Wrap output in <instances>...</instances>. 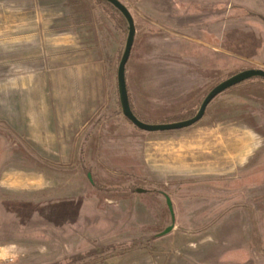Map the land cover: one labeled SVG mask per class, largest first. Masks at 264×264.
Wrapping results in <instances>:
<instances>
[{"label":"rangeland","instance_id":"obj_1","mask_svg":"<svg viewBox=\"0 0 264 264\" xmlns=\"http://www.w3.org/2000/svg\"><path fill=\"white\" fill-rule=\"evenodd\" d=\"M120 1L136 25L127 85L150 123L190 119L222 81L264 70V0ZM127 35L95 0H0V96L37 83L56 134L33 141L0 113V264H264V81L188 128L140 130L117 86ZM67 74L82 103L64 123Z\"/></svg>","mask_w":264,"mask_h":264},{"label":"water","instance_id":"obj_2","mask_svg":"<svg viewBox=\"0 0 264 264\" xmlns=\"http://www.w3.org/2000/svg\"><path fill=\"white\" fill-rule=\"evenodd\" d=\"M107 3L111 4L115 9H117L127 22L128 35L125 43V48L119 63L117 72V86L119 93V100L122 108L123 115L138 129L147 132H158V131H171L180 130L188 128L197 122H199L205 115L208 105L215 99L218 95L225 92L226 90L248 81L253 78H261L264 80V70L263 69H248L241 71L215 86L204 98L201 106L197 113L190 119L172 122V123H147L136 116L133 112L127 88V78H126V64L130 58L131 51L135 42L136 36V25L132 13L129 8L123 4L120 0H105ZM145 190L138 189V193H143ZM167 204L169 210L174 218V210L171 199L166 196ZM174 221V219H173ZM175 228V223L173 222L171 226L167 227L163 232L159 233V237L166 236L170 234Z\"/></svg>","mask_w":264,"mask_h":264},{"label":"crops","instance_id":"obj_3","mask_svg":"<svg viewBox=\"0 0 264 264\" xmlns=\"http://www.w3.org/2000/svg\"><path fill=\"white\" fill-rule=\"evenodd\" d=\"M148 1L150 2L152 0ZM64 78L65 80L62 84L64 87L62 85L61 87L64 89L65 95L56 108V114L58 116L56 121H65L64 123H66L69 120L67 118L79 113L82 101L78 98L72 99L67 93V89L68 87L70 88L73 80L68 74ZM17 86L18 89L16 92L10 93L9 96H0V113L5 119L3 121H9L15 131L19 133L25 132L28 136L26 138H32L33 141H35L34 138L43 136L44 133L52 139L56 134L49 131L50 126L48 117L44 113L45 109H40L38 106L39 104L45 103L43 101V93L41 94L42 96L38 95L37 83L28 80H19L17 81ZM39 89H43L42 86Z\"/></svg>","mask_w":264,"mask_h":264},{"label":"trees","instance_id":"obj_4","mask_svg":"<svg viewBox=\"0 0 264 264\" xmlns=\"http://www.w3.org/2000/svg\"><path fill=\"white\" fill-rule=\"evenodd\" d=\"M95 1H97L99 4H101L102 6H104L105 7V11L106 12H108L110 15H116V16H118V18L119 19H121L122 21H123V24H126V21H125V19H124V17L121 15V13L117 10V9H115L111 4H109V3H107L105 0H95ZM134 46V45H133ZM133 49V48H132ZM132 53V52H131ZM130 59V58H129ZM128 62H129V60H128ZM128 62H127V64H128ZM127 64H126V68H127ZM126 73H127V71H126ZM233 76V75H232ZM252 80H261V81H264L263 79H261V78H253V79H250V80H248V81H252ZM246 82V81H245ZM244 83V82H243ZM242 84V83H241ZM238 85H240V84H238ZM238 85H236V86H238ZM236 86H234V87H236ZM127 88H128V85H127ZM233 88V87H232ZM213 89V88H212ZM211 89V90H212ZM231 89V88H230ZM210 90V91H211ZM229 90V89H228ZM209 91V92H210ZM208 92V93H209ZM207 93V94H208ZM207 94H206V96H207ZM128 95H129V99H130V103H131V107H132V110H133V112L136 114V116L138 117V118H140L141 120H143V121H145V122H147V123H150V122H148L147 120H145V119H142L141 118V116L140 115H138L137 113H136V111H135V109L133 108V104H132V100H131V97H130V93H129V89H128ZM205 96V97H206ZM217 98V97H216ZM215 98V99H216ZM213 101H214V99H213ZM212 101V102H213ZM211 102V103H212ZM210 103V104H211ZM209 104V105H210ZM208 105V106H209ZM208 108V107H207ZM207 110V109H206ZM126 118V117H125ZM127 119V118H126ZM128 120V119H127ZM182 119H180V121H181ZM129 121V120H128ZM172 122H177L178 120L176 119V118H173L172 120H171ZM130 122V121H129ZM172 122H169V121H161V123H172ZM131 123V122H130ZM132 124V123H131ZM156 124H160V123H156Z\"/></svg>","mask_w":264,"mask_h":264}]
</instances>
